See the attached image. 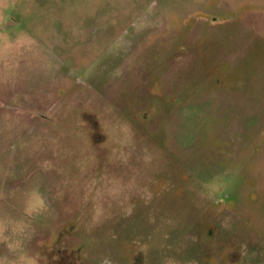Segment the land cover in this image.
<instances>
[{"label":"rangeland","instance_id":"obj_1","mask_svg":"<svg viewBox=\"0 0 264 264\" xmlns=\"http://www.w3.org/2000/svg\"><path fill=\"white\" fill-rule=\"evenodd\" d=\"M0 264H264V0H0Z\"/></svg>","mask_w":264,"mask_h":264}]
</instances>
